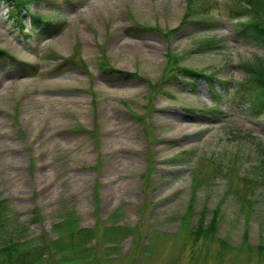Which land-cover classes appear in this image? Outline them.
I'll list each match as a JSON object with an SVG mask.
<instances>
[{"label":"rangeland","instance_id":"1","mask_svg":"<svg viewBox=\"0 0 264 264\" xmlns=\"http://www.w3.org/2000/svg\"><path fill=\"white\" fill-rule=\"evenodd\" d=\"M10 1L0 0V47L39 66L27 76L0 65V246L22 243L14 264H264V119L252 125L238 113L248 102L213 91L264 56L234 31L233 1L184 23L186 0ZM32 13L64 26L36 32ZM209 37L220 45L197 47ZM168 50L213 83L163 80ZM211 105L227 113L199 111ZM197 157L202 171L228 170L194 185ZM214 209L216 236L193 241ZM68 215L94 229L87 246L56 231ZM104 226L121 231L104 237Z\"/></svg>","mask_w":264,"mask_h":264},{"label":"trees","instance_id":"2","mask_svg":"<svg viewBox=\"0 0 264 264\" xmlns=\"http://www.w3.org/2000/svg\"><path fill=\"white\" fill-rule=\"evenodd\" d=\"M8 1V0H4ZM12 1V2H11ZM10 3L17 6H24L23 0H11ZM219 0H186V7L183 12L182 19L180 23H184L191 19V14L194 12H199L198 10H203V15L198 18L202 21L207 19H212V17L207 16L211 11V7L215 8L218 4ZM235 8L232 9L228 14L231 19L234 21V31L236 34L247 43L254 44H262L264 45V0H232ZM205 9V10H204ZM228 10V8H227ZM18 23L21 27H23V23L20 17H17ZM31 22L33 24L34 30L40 33H49L54 35L57 33L63 26L64 23L62 21L56 22L48 17H45L39 13L31 14ZM57 23V24H56ZM59 23V24H58ZM209 26H213L209 24ZM176 28L171 29L170 31H174ZM220 45V40L215 37H209L197 44L198 48L206 49V48H214ZM253 59L242 60L240 62V67L243 70L244 75L235 80L234 87L229 88L228 86H224L223 89L225 92L221 93L213 88V91L217 93L219 96L227 95L230 93L232 98H236L237 102H248V106L242 107L238 113L242 116L246 117L248 121L252 125H256L255 123L264 119V56L255 55L252 57ZM71 60V57L65 58L64 61ZM180 55L171 52L170 50L166 53V64L164 66L163 74L161 78L163 80L170 78H179L183 77L188 83L195 86L196 80L200 77H205L212 82V79L215 78V74L210 71L206 72L203 68H192L187 67L185 65H180ZM60 64V63H59ZM58 64V65H59ZM0 65L2 69L6 70H17L23 75L31 76L34 73H37V69L39 66L27 62L12 53L8 52L6 49L0 47ZM102 70L109 72L110 74L120 75L130 77L135 75L136 72L121 70L108 65H101ZM226 83V82H225ZM224 83V84H225ZM212 86V85H211ZM191 111L195 110L194 108H189ZM199 111L203 113H207L211 116H219L221 113H227V111L219 108L216 105L211 106H203L199 108ZM264 127V124H263ZM261 151L264 153V146L261 148ZM189 149H181L179 153L176 154L175 157L188 154ZM230 164V165H229ZM228 164L229 169H231L232 175L236 172V160H232ZM207 165L203 160H199L197 157L196 165L193 171V180L194 185L201 184L205 177L210 176L212 173L223 171L224 169L227 171L228 167H219L217 165H213L211 167V172L202 171L201 168ZM246 178V176H243ZM5 200L0 199V229L4 227V211H5ZM221 214L218 209H214L212 215L209 219V222L203 226L201 223L196 226L193 230L190 231V238H193V241H197L199 238L211 240L216 236V230L220 222ZM56 231L64 234L66 231L70 233L73 237L75 234L76 238L84 243V246H87V241L93 237L94 229L93 228H85L80 227L75 218H71V216H66L62 221L58 222L55 225ZM105 235H117L120 233L121 228L117 226H104ZM11 236H9L10 238ZM75 239V237H74ZM222 243H226L225 240H221ZM75 242L72 243L75 244ZM6 243H8L6 245ZM0 246V264H14L18 254L22 251L20 250L22 243L19 244L14 242V240H9ZM54 247L56 245L59 246L56 240L53 241ZM43 247V246H42ZM39 249L37 250V254H39ZM14 254V256H13ZM62 259V258H61ZM29 262L22 263L28 264ZM29 264H33L30 262Z\"/></svg>","mask_w":264,"mask_h":264}]
</instances>
